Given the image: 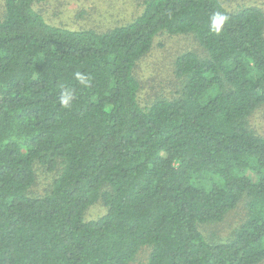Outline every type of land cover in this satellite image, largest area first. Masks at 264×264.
Segmentation results:
<instances>
[{
    "label": "trees",
    "instance_id": "1",
    "mask_svg": "<svg viewBox=\"0 0 264 264\" xmlns=\"http://www.w3.org/2000/svg\"><path fill=\"white\" fill-rule=\"evenodd\" d=\"M38 1L4 0L0 18V264H132L142 249L143 264L263 263L264 137L249 120L264 107V11L142 0L125 23L70 29ZM161 33L203 52L176 59L175 97L141 107L134 70ZM38 168L52 180L33 196ZM239 204V227L210 242L201 228Z\"/></svg>",
    "mask_w": 264,
    "mask_h": 264
},
{
    "label": "rangeland",
    "instance_id": "2",
    "mask_svg": "<svg viewBox=\"0 0 264 264\" xmlns=\"http://www.w3.org/2000/svg\"><path fill=\"white\" fill-rule=\"evenodd\" d=\"M142 0H41L35 2L34 8L46 20L58 26L70 29L91 27L107 30L117 24L129 21L139 9ZM230 11L242 7L256 6L264 11V0H220ZM4 0H0V18L4 12ZM196 51L202 54L192 36H170L159 34L153 41L150 52L139 60L134 75L140 83L138 102L146 107L157 98H173L180 90L182 80L175 74L176 59L183 53ZM250 128L264 137V107L256 110L249 120ZM52 174L42 168L37 169V181L30 189L33 196H42L49 191ZM105 213V209L97 203L85 212L84 220H95ZM245 208L239 204L229 212L222 223L207 225L201 228L203 235L210 242H221L228 239L245 219ZM142 249L132 264H143L148 255ZM261 264H264L261 263Z\"/></svg>",
    "mask_w": 264,
    "mask_h": 264
},
{
    "label": "clouds",
    "instance_id": "3",
    "mask_svg": "<svg viewBox=\"0 0 264 264\" xmlns=\"http://www.w3.org/2000/svg\"><path fill=\"white\" fill-rule=\"evenodd\" d=\"M227 18L220 15V14H216L212 17V20H211V28L213 31H219L221 26L224 24L225 20ZM75 79L77 81H79V83L81 85H85L87 84V77L80 73V72H76L75 73ZM74 99V96H73V93L72 91L70 90H65L61 93V96H60V104L67 108L71 105L72 101Z\"/></svg>",
    "mask_w": 264,
    "mask_h": 264
}]
</instances>
